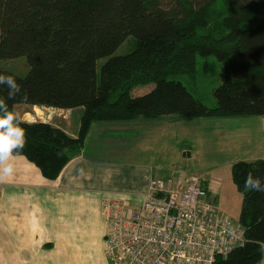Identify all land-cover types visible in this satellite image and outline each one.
Listing matches in <instances>:
<instances>
[{
  "label": "trees",
  "instance_id": "obj_1",
  "mask_svg": "<svg viewBox=\"0 0 264 264\" xmlns=\"http://www.w3.org/2000/svg\"><path fill=\"white\" fill-rule=\"evenodd\" d=\"M214 15L218 20L212 23ZM130 36L134 51L116 55ZM198 55L230 60L221 71L215 107L171 79H195ZM19 58L29 64L25 76L3 63ZM0 74L21 85L15 101H7V88L0 86V100L13 111L20 104L84 108L76 137L51 122L22 119L27 143L17 156L56 180L84 149L95 122L264 117V0H0ZM149 84L151 92L131 95ZM248 173L264 181V159L233 166L243 194L239 224L246 242L215 264L263 259L264 192L245 191Z\"/></svg>",
  "mask_w": 264,
  "mask_h": 264
},
{
  "label": "crops",
  "instance_id": "obj_2",
  "mask_svg": "<svg viewBox=\"0 0 264 264\" xmlns=\"http://www.w3.org/2000/svg\"><path fill=\"white\" fill-rule=\"evenodd\" d=\"M30 109L25 108L22 119L51 122L65 131V127L53 123L57 121L52 122L51 116L69 119L74 110L32 107L37 113L47 112L49 117L28 120ZM239 118L247 120L228 125L246 130L243 133L250 148L238 160L264 159V117L227 119ZM153 125L148 120H134L91 128L84 149L56 180L46 179L25 157L15 156L14 173L0 181V264H109L103 200L132 198L135 205L141 206L151 181L162 179L157 177L159 168L132 161L131 157L140 142L166 141L163 134L153 135ZM204 179L216 204L222 189L220 177ZM260 264H264V253Z\"/></svg>",
  "mask_w": 264,
  "mask_h": 264
},
{
  "label": "rangeland",
  "instance_id": "obj_3",
  "mask_svg": "<svg viewBox=\"0 0 264 264\" xmlns=\"http://www.w3.org/2000/svg\"><path fill=\"white\" fill-rule=\"evenodd\" d=\"M217 20V16L214 15L212 23ZM135 48L136 40L133 36H130L117 50L116 55L129 54ZM107 59H101L98 64L101 80L104 78V69H101V67ZM229 61L222 62L214 55H198L195 79H192L188 75H176L172 76L171 79L180 80L197 99L209 107H215L217 105L215 90L222 83L221 71L223 66ZM3 63H8L7 68L21 76H25L30 69L26 58H19ZM153 87V84L135 87L131 95L137 97L147 94L153 90ZM25 108H31L29 110L31 111V115L27 116L28 120H41V118L47 119L49 117L47 112L37 113L29 105H17L14 111L19 112L23 116ZM83 112L84 108L79 107L72 111L69 119L64 118L63 115L60 118L56 114L51 116V120L52 122L57 121L53 123H59L61 127H65L70 135L77 134L80 130ZM178 118L180 119L176 120L168 117L149 120L148 123L154 124L153 135L158 136L163 134V138H166V141L149 142L147 144L146 142H140L135 149L136 154L131 156L132 161L151 164L156 169L159 168L160 174L157 177L172 179L171 186L175 189L184 187L192 175H198L207 180L220 177L222 189L220 194L217 195L216 206L219 207L220 212L224 213L234 222L239 223L243 205V194L234 182L233 166L240 161L238 159L244 157L250 147L247 136L243 133L246 130L228 124L238 125L240 120L247 119ZM235 120L239 121L234 122ZM214 122H217V124H214ZM103 125L105 123L95 122L92 125V130H97ZM130 149L132 152L134 146ZM121 162H125V160ZM130 184L133 185L132 182ZM126 201L129 206L128 209L131 211L140 207L134 204L132 198Z\"/></svg>",
  "mask_w": 264,
  "mask_h": 264
},
{
  "label": "built area",
  "instance_id": "obj_4",
  "mask_svg": "<svg viewBox=\"0 0 264 264\" xmlns=\"http://www.w3.org/2000/svg\"><path fill=\"white\" fill-rule=\"evenodd\" d=\"M171 183L153 179L132 211L122 198L103 200L109 264H215L245 244L244 228L219 211L203 177Z\"/></svg>",
  "mask_w": 264,
  "mask_h": 264
},
{
  "label": "clouds",
  "instance_id": "obj_5",
  "mask_svg": "<svg viewBox=\"0 0 264 264\" xmlns=\"http://www.w3.org/2000/svg\"><path fill=\"white\" fill-rule=\"evenodd\" d=\"M0 86L7 88V101H15L22 90L11 75L0 74ZM24 98H27V93ZM22 124L21 114L11 110L5 100H0V181L14 173V157L20 154L27 143L26 129ZM243 187L245 191L264 192V181L261 177L248 173Z\"/></svg>",
  "mask_w": 264,
  "mask_h": 264
}]
</instances>
